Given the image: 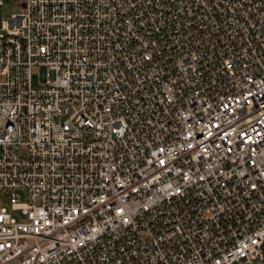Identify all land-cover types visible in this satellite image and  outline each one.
<instances>
[{
	"label": "built area",
	"instance_id": "built-area-1",
	"mask_svg": "<svg viewBox=\"0 0 264 264\" xmlns=\"http://www.w3.org/2000/svg\"><path fill=\"white\" fill-rule=\"evenodd\" d=\"M22 1L0 264H264V0Z\"/></svg>",
	"mask_w": 264,
	"mask_h": 264
},
{
	"label": "rangeland",
	"instance_id": "rangeland-1",
	"mask_svg": "<svg viewBox=\"0 0 264 264\" xmlns=\"http://www.w3.org/2000/svg\"><path fill=\"white\" fill-rule=\"evenodd\" d=\"M22 0H15L11 2H7L4 6L0 8V18H7L9 15L14 14V13H19L23 10L22 7ZM43 73L41 72V76ZM37 81L34 80V84Z\"/></svg>",
	"mask_w": 264,
	"mask_h": 264
}]
</instances>
